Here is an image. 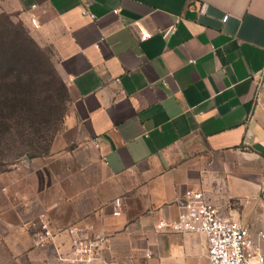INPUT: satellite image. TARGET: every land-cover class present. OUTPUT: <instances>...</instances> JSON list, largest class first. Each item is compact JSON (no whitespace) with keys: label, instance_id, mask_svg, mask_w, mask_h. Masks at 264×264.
<instances>
[{"label":"crops","instance_id":"obj_1","mask_svg":"<svg viewBox=\"0 0 264 264\" xmlns=\"http://www.w3.org/2000/svg\"><path fill=\"white\" fill-rule=\"evenodd\" d=\"M0 5L35 19L70 97L60 152L0 180V264H209L203 234L155 229L189 191L264 233V0ZM74 224L104 236L97 259H60Z\"/></svg>","mask_w":264,"mask_h":264},{"label":"rangeland","instance_id":"obj_2","mask_svg":"<svg viewBox=\"0 0 264 264\" xmlns=\"http://www.w3.org/2000/svg\"><path fill=\"white\" fill-rule=\"evenodd\" d=\"M6 75H16L19 81L16 87H3L0 79V89L13 91L18 105L30 107L27 116L31 129H25L22 143L0 139L2 183L9 172L27 169L25 163L36 166L54 151L60 152L62 141L68 136L63 129L70 97L66 83L56 70L51 49L38 39L31 21L22 13L0 5V76Z\"/></svg>","mask_w":264,"mask_h":264},{"label":"built area","instance_id":"obj_3","mask_svg":"<svg viewBox=\"0 0 264 264\" xmlns=\"http://www.w3.org/2000/svg\"><path fill=\"white\" fill-rule=\"evenodd\" d=\"M34 6V5H33ZM199 13H205L206 4L201 3ZM117 12V9L115 10ZM81 13L86 14L85 10ZM227 15L222 17L225 22ZM31 24L36 27L34 18ZM175 30L173 26L169 32ZM150 36L148 31L140 33V39ZM192 62V60H189ZM113 215L120 214V199L114 198ZM31 224L39 227L35 235L38 245H44L51 241L58 231L50 226V221L44 214L38 215ZM157 232L193 234L200 233L206 238L207 259L209 264H264V252L260 251L259 243L264 240V233L259 232L257 238H253L246 226L239 221L223 217L218 208L211 203L202 191H189L184 197L178 216L171 220H159L155 224ZM69 235V243L72 257H60L71 259L73 262L89 263L99 257L100 248L105 238L96 232L91 225H70L64 230Z\"/></svg>","mask_w":264,"mask_h":264},{"label":"trees","instance_id":"obj_4","mask_svg":"<svg viewBox=\"0 0 264 264\" xmlns=\"http://www.w3.org/2000/svg\"><path fill=\"white\" fill-rule=\"evenodd\" d=\"M15 72L17 73V70ZM0 79L3 87H16L15 85L19 81V77L16 75L0 76ZM15 100L13 91L9 89H0V139L8 138L13 142L18 141L22 143L24 141L25 129H31V123L28 121L30 119L27 116L30 107L26 104L20 105L19 103L18 105ZM24 113L26 117H24ZM6 120L12 123L9 124ZM10 131L13 132V134H11L12 136H10ZM10 149L15 150L14 148ZM16 156L18 157V154ZM16 156L14 157L16 158Z\"/></svg>","mask_w":264,"mask_h":264}]
</instances>
